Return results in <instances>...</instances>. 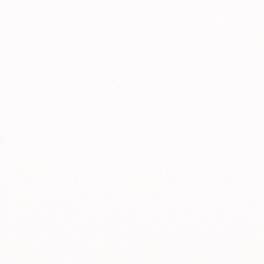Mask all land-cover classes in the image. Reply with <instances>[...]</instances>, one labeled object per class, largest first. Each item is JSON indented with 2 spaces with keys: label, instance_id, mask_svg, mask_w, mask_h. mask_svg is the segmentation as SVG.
Masks as SVG:
<instances>
[{
  "label": "snow or ice",
  "instance_id": "6c2138e0",
  "mask_svg": "<svg viewBox=\"0 0 264 264\" xmlns=\"http://www.w3.org/2000/svg\"><path fill=\"white\" fill-rule=\"evenodd\" d=\"M0 264H264V0H0Z\"/></svg>",
  "mask_w": 264,
  "mask_h": 264
}]
</instances>
